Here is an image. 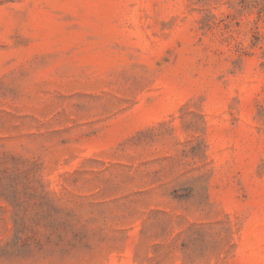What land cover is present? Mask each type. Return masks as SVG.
<instances>
[{"label":"rangeland","instance_id":"rangeland-1","mask_svg":"<svg viewBox=\"0 0 264 264\" xmlns=\"http://www.w3.org/2000/svg\"><path fill=\"white\" fill-rule=\"evenodd\" d=\"M0 264H264V0H0Z\"/></svg>","mask_w":264,"mask_h":264}]
</instances>
